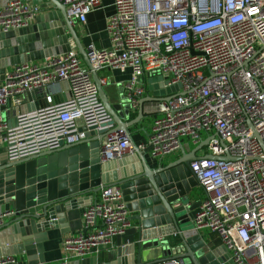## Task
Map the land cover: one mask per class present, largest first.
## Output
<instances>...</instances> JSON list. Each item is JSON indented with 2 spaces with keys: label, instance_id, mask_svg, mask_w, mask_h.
<instances>
[{
  "label": "built area",
  "instance_id": "2783aa9c",
  "mask_svg": "<svg viewBox=\"0 0 264 264\" xmlns=\"http://www.w3.org/2000/svg\"><path fill=\"white\" fill-rule=\"evenodd\" d=\"M60 1L68 18L82 25L105 0ZM111 1L113 12L105 24L109 46L89 42L85 47L92 67L96 72L130 70L123 93L133 111L148 78L161 76L155 83L163 88L179 86L171 95L144 103L143 112L151 117L149 153L163 158L183 141L197 145L205 140L206 153L189 166L204 193L192 227L215 234L234 264H264V0ZM40 12L38 5L10 0L0 7V32L27 26ZM99 80L103 87L108 84L106 77ZM57 81H67L70 99L56 102L50 95ZM36 90L42 91L45 105L19 113L10 126L5 107L10 102L19 106L26 93ZM100 114L91 71L74 46L18 63L0 80V151L27 146L22 140L29 132L35 139L63 135L66 142L78 141L83 132L65 137L73 119L99 123ZM131 153L122 130L107 132L100 142V163ZM130 215L118 186L101 187L82 211V229L63 238L62 257L45 264H68L108 249L132 226ZM0 264L22 262L7 254L0 256ZM159 264L191 263L169 258Z\"/></svg>",
  "mask_w": 264,
  "mask_h": 264
},
{
  "label": "water",
  "instance_id": "95a60500",
  "mask_svg": "<svg viewBox=\"0 0 264 264\" xmlns=\"http://www.w3.org/2000/svg\"><path fill=\"white\" fill-rule=\"evenodd\" d=\"M8 1L0 0V7ZM20 1L38 5L41 12L27 26L0 32V80L13 65L65 53L74 46L91 71L101 114L99 123L82 117L73 119L65 137L83 132V138L78 141L66 142L63 135L35 139L29 132L22 140L27 146L0 151V215L4 214L0 220V256L19 254L25 256L26 264H45L43 243L47 231L60 227L64 233L69 232L65 211L84 206L83 202L93 200L101 187L113 185L120 188L131 213L130 220L137 224L136 242L118 247L105 261L99 262L93 256L68 264H155L166 259L144 261L151 250L157 253L161 250L168 259L187 260L191 264H234L223 245L209 248L199 232L187 225L188 212L194 208L189 203L190 195L197 186L189 166L200 157L196 154L198 148L186 155L180 147L181 155L169 162L148 158L145 154L150 151V145L145 150L139 149L130 131L143 117L144 103L159 99L156 97L159 93L171 95L179 86L163 88V84L155 83L161 76L148 78L147 87L154 96L143 97L137 116L123 121L122 111L128 113L129 108L124 100L109 102L65 5L60 0ZM66 31L73 43L69 42ZM61 83L67 89V96L63 97L68 100L71 97L68 83ZM34 99L38 108L46 103L42 91L28 92L22 97L19 113L35 111ZM53 99L57 100L54 96ZM28 100L30 108L24 106ZM54 122L59 125V118ZM9 125L13 126L11 122ZM115 130L128 134L132 153L100 163V142L107 132ZM172 235L178 236L177 244L168 239Z\"/></svg>",
  "mask_w": 264,
  "mask_h": 264
},
{
  "label": "crops",
  "instance_id": "0c3cea01",
  "mask_svg": "<svg viewBox=\"0 0 264 264\" xmlns=\"http://www.w3.org/2000/svg\"><path fill=\"white\" fill-rule=\"evenodd\" d=\"M112 12H113L112 1L105 0L99 8H97L96 10H94L92 13H90L87 16V21L85 24L80 25L79 23L75 22L74 27L79 36L81 44L83 45L84 48L89 42H92L96 48H105L109 46L110 41H109V36L105 30V24H106L108 16L111 15ZM66 36L68 37L69 42L73 43L72 38L67 31H66ZM11 68L12 66L7 68L6 72L11 70ZM98 74H99V77H106L108 80V84L104 86V89H105V93L108 97L109 102L116 103L117 101L119 102L120 100H124V105L127 106L125 102V98H124V93H123L124 92L123 84L129 79L130 70L126 69L124 71H121L118 69L112 70V69L104 68L98 71ZM61 84H62L61 81L55 82L52 85L51 90H50L51 91L50 95L52 97L54 96L55 99H57L55 100L56 102L66 100L65 97L63 96H67V89L65 90ZM158 90H161V89H158ZM168 95L169 94L167 93L166 94L159 93V95H157L156 97L160 98V97H165ZM146 96H154L153 91L149 90L148 87L144 92V97ZM28 101L29 102L27 104H24V106H26L27 108H30L29 103L31 102L30 100ZM34 103L38 108L39 107L38 101L34 99ZM24 106L22 105L23 108ZM20 107L21 105L16 106L12 102H10L5 107L3 112H4L5 119L8 124L9 122H11V124L13 125V123L16 120V115L19 114ZM137 110L136 111L129 110L128 113L122 111V120L129 121L133 115H135L136 117ZM143 114H144L143 117L133 124V125H136V127L132 130H131L132 126L130 127V131L132 132V137H133L135 145L139 149H141V147L144 145L145 148L143 150H145L147 147L148 138L150 134V120H149L150 116L148 114H145L144 112ZM205 144H206L205 140H203L197 145H194L188 141H183L182 147L186 155H190V153L193 150L198 148L196 151V154L198 156H201V155H204L207 151ZM180 155H181L180 150H178L177 152L173 154L163 157V160H165L166 162H169L173 159H176ZM145 157L152 158L149 152L145 154ZM190 196L191 198H190L189 203L190 204L192 203V205H194V208L188 212L189 222L187 223V225H189V227H192L193 226L192 217H193L195 209L198 206L197 203L199 200H202L204 198L203 190L198 186V184L196 187L192 189V193ZM93 198H95V196H93ZM89 203H90V200L87 199L85 202H83L84 206L78 207L77 209H73L71 211H65V217L68 223L69 232L64 233L63 231L64 229L60 227H53L47 231V240L44 241L43 243L44 245L43 253H44V257L46 261L45 263H51V262L57 261L62 257V249H61L62 240L65 236L75 234L80 229H82L83 227L82 218H81L82 211ZM131 223H132V226L129 229H127L125 234L119 235L113 238L112 246H110L108 249L102 248L98 254H93L90 257L97 255L96 257L99 259V262L105 261L110 257L112 253L115 252V249H117L118 247L123 246V245L128 246V245H131L132 243H135L137 240L138 227H137L136 222L131 221ZM199 234L202 240L205 241V243L207 244L209 248H215V247L220 246L219 238L213 235L212 233H209L207 231H199ZM168 239H170L173 245L177 244L179 241L177 235H172ZM151 251L152 252L148 253L144 257V261H153V260L155 261L157 259H162V258L168 259L167 258L168 255H166L164 252L162 253L161 250L158 251V253L154 250H151ZM14 255L17 256V258L22 262V264H26L24 255H19V254H14ZM161 262L163 261H159L155 264H159ZM185 262H188V261L185 260Z\"/></svg>",
  "mask_w": 264,
  "mask_h": 264
},
{
  "label": "trees",
  "instance_id": "16d2710c",
  "mask_svg": "<svg viewBox=\"0 0 264 264\" xmlns=\"http://www.w3.org/2000/svg\"><path fill=\"white\" fill-rule=\"evenodd\" d=\"M133 118H135V115H133L130 120H132ZM149 120L151 121V117L149 118ZM135 127H136V125H132L131 130L134 129Z\"/></svg>",
  "mask_w": 264,
  "mask_h": 264
},
{
  "label": "rangeland",
  "instance_id": "374dc122",
  "mask_svg": "<svg viewBox=\"0 0 264 264\" xmlns=\"http://www.w3.org/2000/svg\"><path fill=\"white\" fill-rule=\"evenodd\" d=\"M213 235H215V234H213ZM216 236V235H215Z\"/></svg>",
  "mask_w": 264,
  "mask_h": 264
}]
</instances>
